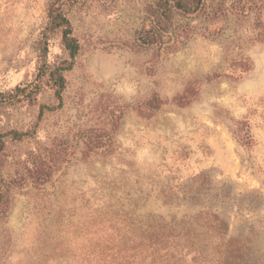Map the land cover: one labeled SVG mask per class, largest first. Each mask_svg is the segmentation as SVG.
I'll list each match as a JSON object with an SVG mask.
<instances>
[{"label": "rangeland", "instance_id": "1", "mask_svg": "<svg viewBox=\"0 0 264 264\" xmlns=\"http://www.w3.org/2000/svg\"><path fill=\"white\" fill-rule=\"evenodd\" d=\"M54 1L0 0V93L35 81ZM155 1L86 0L70 15L81 51L62 105L48 87L0 105V132L31 133L0 152V264H76L95 215L122 231L208 209L264 264V0L246 16L228 3L218 38L159 60L131 48ZM65 60L56 32L46 62Z\"/></svg>", "mask_w": 264, "mask_h": 264}, {"label": "trees", "instance_id": "2", "mask_svg": "<svg viewBox=\"0 0 264 264\" xmlns=\"http://www.w3.org/2000/svg\"><path fill=\"white\" fill-rule=\"evenodd\" d=\"M85 3L86 0H55L50 4L48 23L38 42V75L28 86L16 88L14 96L0 93V105L10 104L12 98L33 103L44 87L53 90L62 105L67 90L66 73L73 69L81 51L70 15ZM228 3L242 16L250 13L247 0H156L146 8L142 27L137 30L131 48L159 60L179 52L196 36L214 40L224 31ZM56 32L61 34L70 60L51 67L46 58L51 36ZM47 109L56 110L55 107ZM29 136L30 132H0V152L4 150L5 138L21 141ZM101 141L93 139L89 142L88 152L98 151L104 143ZM44 166L46 171L42 167L35 171L37 184L50 181L53 169ZM190 200L195 205L200 201L195 197ZM6 201V193L0 190V215ZM178 201V204L185 205L183 200ZM111 222L98 215L92 216L87 233L89 244L80 249L82 258L76 264H256L247 241L228 239L227 222L211 209L170 220L162 216L137 217L132 225L145 223V228L140 225L122 231L109 226Z\"/></svg>", "mask_w": 264, "mask_h": 264}]
</instances>
